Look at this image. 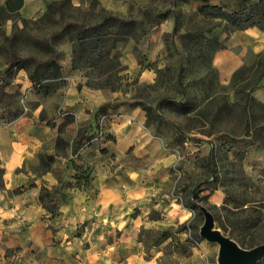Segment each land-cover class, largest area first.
Instances as JSON below:
<instances>
[{
    "label": "crops",
    "instance_id": "obj_1",
    "mask_svg": "<svg viewBox=\"0 0 264 264\" xmlns=\"http://www.w3.org/2000/svg\"><path fill=\"white\" fill-rule=\"evenodd\" d=\"M6 1L0 0V5ZM16 1L20 5L13 12L24 20H33L42 16L49 5L66 0ZM67 1L74 5L80 0ZM149 1H143L142 6L150 4ZM242 1L171 0L170 7L176 5L183 14H197L199 7L204 6H219L223 11L232 12L240 9ZM120 2L109 0L108 9L114 11ZM113 3L117 6H112ZM171 15L142 27L173 29L177 22L175 15ZM218 37L223 47L211 59L218 80L228 83L237 70L254 63L260 75L253 96L263 102L264 25L229 35L221 33ZM65 57L66 61L71 60V53ZM73 75L70 66L62 67L55 77L44 76L40 70L24 72L7 87L8 94L17 93L25 100L29 115L11 124L0 123V168L4 170L0 187V264H69L67 261L71 264H164L162 261L166 258L156 256L153 261L152 257L151 260L144 258L138 234L141 228L169 229L179 217L189 213L171 197L178 146L165 145L147 129L146 114L138 106L124 104L108 109L105 124L108 138L91 142L73 159L74 164L88 168L89 182L80 188L66 186L75 182L76 172L68 159L73 156L69 150L65 156L57 153V131L47 125L52 113L44 115L42 110H47L48 104H60L64 114L74 118L65 131L74 126H87L93 133L94 114L111 97L105 89L87 88L83 79L74 81ZM40 80L42 89L37 88ZM79 83L81 87L77 89ZM64 118L53 119L56 126ZM75 135L66 141L71 142ZM249 149L256 158H264V149L257 146ZM43 153L53 155L54 161L49 170L38 173L35 171L37 156ZM60 181L64 186L55 197L58 214L51 216L39 204L38 192L42 186L51 189ZM222 199L214 191L207 202L219 205ZM153 210L160 214L159 220L149 219ZM153 249L151 256L156 252Z\"/></svg>",
    "mask_w": 264,
    "mask_h": 264
},
{
    "label": "rangeland",
    "instance_id": "obj_2",
    "mask_svg": "<svg viewBox=\"0 0 264 264\" xmlns=\"http://www.w3.org/2000/svg\"><path fill=\"white\" fill-rule=\"evenodd\" d=\"M143 1L122 0L111 11L109 0H80L74 5L66 0L49 5L56 7L33 20H24L19 14L0 15V83L8 84L6 92L19 73L32 72L39 64L71 68V60L66 61L65 56L74 51L73 39L79 26L87 28L101 24L107 17H117L127 24L123 28L125 42L116 44L111 57L97 67L100 72L96 68L73 70V80L83 79V85L91 90L108 91L111 97L107 103L138 106L146 114L145 123L149 125L146 128L165 145L178 146L171 189L174 201H187L181 190H197L204 184L201 188L207 193L200 194L204 196L213 193L211 188L215 186L222 202L219 205L207 202L204 206L217 208L210 210L217 220L216 226L222 222L230 231L232 222L254 214L257 226H241L234 236L243 249H249L250 244H261L264 242V158H256L249 151L253 146L264 149V101L253 96L260 70L252 63L239 69L240 72L237 70L228 83H221L211 63L212 49L204 38L209 32L223 31L218 23L194 13L183 14L176 5L170 7L171 0H148L151 3L142 6ZM171 14L179 18L176 28L142 27L154 25ZM117 24L110 20L102 32L115 31ZM112 37L108 36L107 50ZM80 87L81 83L77 89ZM14 99L25 110V100L19 96ZM180 108L188 111L180 113ZM42 111L44 115L52 113L54 120L66 115L60 104H48L47 110ZM77 129L74 126L72 131L63 130L62 138H72ZM211 147L215 151L213 166L206 159ZM57 153L65 156L62 150ZM68 159L69 163L73 160ZM35 171L43 172L39 160ZM195 214L196 211L189 210L166 229L174 233V241L184 242L189 238L193 245L187 254L165 255L162 245L153 249L156 252L152 256L145 253L144 258L152 257V261L156 256L166 258L164 264H216L217 245L205 241L194 243L189 229L176 233L181 225L192 222Z\"/></svg>",
    "mask_w": 264,
    "mask_h": 264
},
{
    "label": "trees",
    "instance_id": "obj_3",
    "mask_svg": "<svg viewBox=\"0 0 264 264\" xmlns=\"http://www.w3.org/2000/svg\"><path fill=\"white\" fill-rule=\"evenodd\" d=\"M12 1H16V0H7L3 5H0L1 16H7V14H16L13 11H15L19 7L20 1H16L15 3H12ZM54 7H56V5H53L51 7L49 6L47 8L46 14H48L51 11V9ZM196 15H200L204 19H210L212 21H216V23H218L217 26H220V28L223 29V31L220 32H215V33L209 32V34L208 33L204 34L206 43L212 49V53H211V59H212L213 53L223 47L218 37V34L224 33L229 35L232 32L241 31L251 26H255V25L263 26L262 22L264 21V0H258L257 2H250V0H243L240 9L238 11H232V12L223 11L222 8L219 6L199 7ZM178 19H179L178 16L175 15L176 22H178ZM110 20L119 23L115 27V31L109 33L102 32L103 28L107 25V23ZM126 25L127 24L119 20L117 17L115 18L107 17L106 20H103L101 24H96L94 26L87 28L83 26H79L80 30L76 33L73 39V44L75 45L74 46L75 48L74 51L71 52V69L82 71L83 69L86 68H96L100 72V68L97 67H100L102 63H104L106 60H108L111 57V51L116 48V44L125 42L126 32L124 33L123 28H125ZM110 35L113 36L112 45H110L109 50H107L105 47L106 44H108L109 42L108 36ZM37 70H40V72L44 76L52 75L55 77L56 75H58L60 69L53 68L52 65L39 64L38 68L34 71ZM238 72H240V70ZM7 85H8L7 83H0V123L3 124H11L16 120H18L19 118L27 115V111L23 110L20 106H17L15 104L14 98L15 97L17 98L18 94L12 95V94H7L5 92V88ZM104 87L105 86H97V88H104ZM37 88L42 89L41 80L38 81ZM120 105L121 104L107 103L100 106L96 111V113L94 114L96 120L95 131L91 133V130L89 128L81 127L77 129L76 135L71 142L63 139L61 134L63 133L65 127L74 121L73 116L66 114L64 121L58 126H56V123L53 119H50L47 122V125L53 129H56L58 133L55 139V148L58 151L62 150V152L64 153L66 150H69L70 155L73 156L72 159H75L76 157H78V154L82 148L93 142L92 140L96 136L95 132L97 129L98 119L101 116H106L108 120V116L106 115L107 110L115 109ZM176 109L178 108L176 107ZM178 111H180V113H185L188 110L180 108V110ZM40 120H42L41 117ZM145 126L148 128L149 126L148 123H145ZM106 138H108V136L106 135L105 132L103 139L98 141H104ZM37 158L39 160V166L43 172L49 170L51 163H53L54 161V156L52 155L44 156V157L38 155ZM206 159H207V163L210 166L214 165L215 151L213 147L209 149ZM71 166L76 172L73 176L75 182L67 183L66 186L70 188H80L81 185H86L89 182V178H90V173L88 171V168L84 169L82 166L74 164L73 160L71 161ZM3 173L4 170L0 168V187L2 186ZM203 185L204 184H200L197 190L192 189L189 192H187L186 190L180 191L182 195L185 196V199H187V201L185 203H179V204L185 209L196 211V214L192 222H190L188 225L187 224L181 225L176 231V233H183L187 231V229H189L190 235H193L194 237L193 238L194 243H200L203 241L198 236V230L203 220L202 214L198 210V206L199 205L206 206L209 196V194L200 196V194L204 191V189L201 188ZM63 186L64 183L60 181L57 186L52 187L51 189H47L43 186L39 189L38 197H37L38 202L51 216H55L58 214L57 207L55 204V197L58 194V192L61 191ZM215 190H217V188L213 186L211 188V191L213 192ZM176 192L179 191L176 190ZM207 209L209 211L212 209L217 210L215 206H211ZM133 216H135V214ZM149 219L159 220L160 214L153 210L149 214ZM215 221H217L216 218ZM241 226L246 228L256 227L257 217L254 216L253 214L246 216L241 220H235L234 222H232L230 231L228 230V227L225 226L222 222H220L217 225V228H219L225 235H227L228 233L227 236H229L238 244V240L235 239L236 236H234V232L241 229L240 228ZM173 236L174 233L171 232L170 230L141 228L138 234V241L142 243L145 253H150V250L152 248H158L164 244L166 250V252H164L165 255H169L173 253L187 254L190 250V247H192L193 245L190 244L189 238H187L184 242H181L180 240L174 241ZM254 246L250 244V248ZM257 264H264V259L258 262Z\"/></svg>",
    "mask_w": 264,
    "mask_h": 264
},
{
    "label": "water",
    "instance_id": "obj_4",
    "mask_svg": "<svg viewBox=\"0 0 264 264\" xmlns=\"http://www.w3.org/2000/svg\"><path fill=\"white\" fill-rule=\"evenodd\" d=\"M198 210L203 218L198 236L206 243L217 245L216 264H257L264 259V243L243 249L217 228L213 214L205 206L199 205Z\"/></svg>",
    "mask_w": 264,
    "mask_h": 264
},
{
    "label": "built area",
    "instance_id": "obj_5",
    "mask_svg": "<svg viewBox=\"0 0 264 264\" xmlns=\"http://www.w3.org/2000/svg\"><path fill=\"white\" fill-rule=\"evenodd\" d=\"M107 120V117L106 116H101L99 119H98V124H97V129H96V132H95V138L92 140V141H98V140H102L103 137H104V133H105V122ZM175 153H177V150H175ZM177 156L179 157V155L177 154Z\"/></svg>",
    "mask_w": 264,
    "mask_h": 264
}]
</instances>
